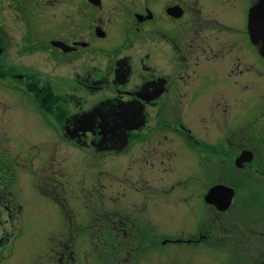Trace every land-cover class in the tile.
Instances as JSON below:
<instances>
[{"label": "flooded vegetation", "instance_id": "obj_1", "mask_svg": "<svg viewBox=\"0 0 264 264\" xmlns=\"http://www.w3.org/2000/svg\"><path fill=\"white\" fill-rule=\"evenodd\" d=\"M258 1L77 0L73 5L71 0H0V8L73 5L80 9L76 13L83 21L72 29L71 18L62 37L40 36L41 43H32L54 56L56 62L83 64L80 70L72 71L71 77L57 75L59 81L10 66L4 59L8 34L0 28V86L5 93L11 86L30 98L36 113H45L52 131L70 144L90 153L128 154L129 157L122 156L125 168L149 167L156 176L146 179L142 186L151 196L147 198L146 212L150 202L151 206L166 207L169 194L176 191L188 203L187 212L199 217L195 219L199 226L210 218L211 226L225 229L227 238L234 240L226 244H239L226 258L227 264H264V199L263 205L259 201L264 197L260 193L264 191V95L248 96L250 89L259 90L264 76L260 43L253 44L248 31L249 9ZM249 105L254 106L251 118ZM7 109L2 107L1 124H6L3 116ZM217 114L221 117L219 123ZM183 142L197 152L195 175L208 165L205 179L201 175L185 176ZM243 152L249 155L241 157ZM1 155L8 159L7 151ZM2 156L0 216L5 214L6 222L16 224L13 218L21 204L11 197L9 186L3 182L13 170L5 165L7 160ZM177 160L178 176L169 179L168 172ZM55 172L59 173L60 167L53 166L51 173ZM119 173H113L116 182L138 188L127 172L123 176ZM60 176L63 177L45 178L41 186L50 193L46 196L67 213L62 230L90 237L94 231L106 229L113 239L91 244L102 264L142 260L152 248L151 241L142 240L152 226L146 229L138 224L143 219L140 213L122 202L113 210H104L102 216L107 220L103 219L104 223L95 230L90 231V224L85 225L83 219L74 225L75 215L71 217L70 208L73 194L66 195L68 177ZM202 184H209L203 196ZM216 186L219 192L208 201V194ZM114 198L120 201L118 193ZM203 203L205 218L201 221ZM249 207L257 211L256 221L238 217ZM216 217L221 219L217 221ZM161 233L162 246L185 242L183 239L192 242L188 237L194 234L185 231L187 237L169 239L163 229ZM4 237L5 234L0 245ZM45 249L54 264H79V255H83L69 236L64 244H50Z\"/></svg>", "mask_w": 264, "mask_h": 264}, {"label": "rangeland", "instance_id": "obj_2", "mask_svg": "<svg viewBox=\"0 0 264 264\" xmlns=\"http://www.w3.org/2000/svg\"><path fill=\"white\" fill-rule=\"evenodd\" d=\"M76 1L71 0V4L74 5ZM73 5L71 7L57 5L59 7L51 8H36L30 5L24 9H15L7 5V7L0 8V28H3L8 34L6 42L9 47L6 49L4 58L8 64L16 67L18 71H35L40 76L54 81H59L57 75L71 77L73 70L83 68L82 63L74 66L59 60L56 62L52 58L54 56L43 51L42 47L32 45L34 42H42L39 41L42 40L39 38L40 36L45 38L52 35L61 37L65 35L67 33L65 27L69 26L67 21L71 18L73 21L69 23H72V29L78 27L83 21L81 15L76 13L80 9ZM68 14L69 18H67ZM74 31L72 30L73 33ZM2 89L0 86V156L7 151L8 159L3 156L2 158L7 160L5 165L12 166L15 171V175L12 173L7 178L4 177L3 182L9 186L13 197L22 205L23 209L21 213L19 212V219L16 218V213L13 218L17 226L11 221L6 222L5 214L0 216V236L5 234L3 245H0V264H35V262L54 264L53 260L48 258V251L45 248L50 244H64L68 236L72 239V243L76 247H80V251H83V255L80 254L78 259L79 264H102L97 257L96 249L94 248V252L92 251L91 244H103L104 240L111 239L112 236L106 233L104 228L94 231V236L90 237L78 231L72 230L73 232L69 233L62 230L64 217L67 213L64 214L60 206L48 197L50 193L42 188L45 178L63 177L60 175L68 177V179L66 178L68 180H66V195L72 196L73 194V200L70 201L72 207L70 206V208L72 209L71 217L75 215L76 218V220L74 218V225L75 222H82L83 219V222L86 221L85 225L90 224L88 227L90 231L95 230L96 226L99 228V225L104 223L103 219L107 220V217L102 216L104 210H113L116 205H121L124 202L129 204L132 211L140 213L139 215L143 218L139 219V222L137 221L140 226H147L146 229H149L148 226H152L148 230L150 234L146 232L142 239L147 242L151 241L152 248L147 250L142 260H136L135 264H227L226 258L234 252L233 247L235 250L239 244H226L230 241L234 242V240L227 238L225 229H221L218 225L211 226L210 218H207V222L204 224L201 222L199 226V223L195 221L199 217L187 212L188 203L183 202L176 195V191L169 194L166 207L151 206L150 202V207L146 212L147 198H151V196L148 195V191L142 190V186L146 179L156 176V174L150 173L149 167L137 165V167L125 168L122 156L129 157L128 154L121 156L112 153H90L70 144L67 139V141L61 139L58 134L52 131L51 120L45 118V113H36L30 98L11 86L6 93ZM3 92L5 99L2 98ZM259 94L264 95V76L259 90L255 88L253 91L251 89L248 91V96L258 97ZM6 106L8 109L3 116L6 124H1V110ZM235 106L238 108L237 105ZM253 107L248 106L249 118L254 113ZM235 110L234 107L232 114ZM217 111H220L219 107ZM216 120L217 123L221 120L218 114ZM2 128L5 129L6 134L2 133L4 131ZM195 153L197 154L186 142H183L182 155L185 162V176L193 177L195 175L193 166L194 160H196ZM243 155L249 154L243 152L240 156L243 157ZM188 163L190 164L187 168ZM53 166L60 167V172L52 174ZM179 166V160L175 161L174 169L168 172L169 179L178 176ZM204 166L205 169L202 168V171L199 169L197 177L201 175L205 179L204 173H208L209 168H206L207 164ZM140 171L143 173L142 176H140ZM115 172H120L119 176H123L127 172L135 179L134 182L137 183L138 188H134L135 185L132 184L116 182L113 177ZM189 180L193 181V179ZM38 184L40 186H37ZM3 186L4 184L0 183L1 189ZM208 186L209 184L201 185V196ZM117 193L120 196L118 203L114 200ZM260 193H264V191L262 190ZM78 196L80 199L76 198ZM263 199L264 197L259 199L262 205ZM205 206L204 203L201 205V221L205 218L203 212ZM15 211H19L18 207ZM238 217L244 220L256 221L258 219L257 211H253L250 207ZM219 219L221 217H216L217 221ZM147 220L150 221L148 225ZM161 229L169 239H174L175 236L187 237L185 231H192L194 234L188 239L193 241L186 243L188 240L183 239L185 242H167L162 246ZM98 236H104L105 239H99ZM151 238L152 240H150ZM155 241H160V243H154ZM49 257L53 258L52 255ZM38 259L40 261H37Z\"/></svg>", "mask_w": 264, "mask_h": 264}, {"label": "water", "instance_id": "obj_3", "mask_svg": "<svg viewBox=\"0 0 264 264\" xmlns=\"http://www.w3.org/2000/svg\"><path fill=\"white\" fill-rule=\"evenodd\" d=\"M248 29L251 41L254 44L260 43V52L264 56V0H260L259 3L250 8L248 16ZM60 44L62 45L63 43ZM218 192L219 188L214 187L208 194L207 200L210 201V197Z\"/></svg>", "mask_w": 264, "mask_h": 264}, {"label": "trees", "instance_id": "obj_4", "mask_svg": "<svg viewBox=\"0 0 264 264\" xmlns=\"http://www.w3.org/2000/svg\"><path fill=\"white\" fill-rule=\"evenodd\" d=\"M112 239H113V236H112Z\"/></svg>", "mask_w": 264, "mask_h": 264}]
</instances>
